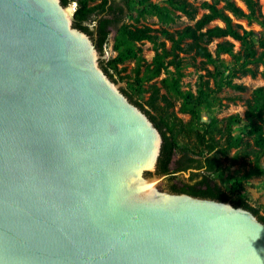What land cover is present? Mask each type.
<instances>
[{
	"label": "water",
	"instance_id": "95a60500",
	"mask_svg": "<svg viewBox=\"0 0 264 264\" xmlns=\"http://www.w3.org/2000/svg\"><path fill=\"white\" fill-rule=\"evenodd\" d=\"M75 8L0 0V264H264L251 211L159 186L162 136Z\"/></svg>",
	"mask_w": 264,
	"mask_h": 264
},
{
	"label": "trees",
	"instance_id": "16d2710c",
	"mask_svg": "<svg viewBox=\"0 0 264 264\" xmlns=\"http://www.w3.org/2000/svg\"><path fill=\"white\" fill-rule=\"evenodd\" d=\"M72 1L76 3L73 26L88 34L101 54L111 29H116L113 45L116 55L100 60L112 80L116 82L114 74L124 69H118L119 64L134 61L130 88L121 91L148 115L162 136L156 174L165 176L169 190L230 201L251 211L264 223V212L252 206L241 193L245 180L264 176V148L251 149L233 133V124L241 120L239 114L227 116L224 126L211 114L215 108L225 106L220 96L224 88L246 90L235 79L264 78V7L259 0H240L245 8L237 0H163L162 4L152 0H61V3L67 5ZM134 10L140 15L155 13L164 24L174 23L181 16L189 23L174 30L125 23V17ZM237 20H245L248 26L257 24L260 30L246 29ZM143 41L155 45L151 61L136 46ZM222 55H228L229 60ZM187 67L204 71L194 92L181 88ZM163 72L166 76L157 79ZM139 89L148 93L145 100L135 96L134 91ZM176 101L178 112L189 116L185 122L174 111ZM244 106L243 119L248 123L249 135L264 136V87L254 88ZM203 113L208 115L207 121L201 120ZM188 141H192L193 147L188 146ZM232 149H236L234 159L240 152L243 157H251L252 167L241 176H234L231 189L226 191L222 157H227ZM175 156V167L171 168ZM188 169L198 170L190 173V182L182 185L175 182L176 172Z\"/></svg>",
	"mask_w": 264,
	"mask_h": 264
},
{
	"label": "rangeland",
	"instance_id": "374dc122",
	"mask_svg": "<svg viewBox=\"0 0 264 264\" xmlns=\"http://www.w3.org/2000/svg\"><path fill=\"white\" fill-rule=\"evenodd\" d=\"M153 2L162 4L163 0H152ZM238 1V0H237ZM262 7H264V0H259ZM74 5L76 7L75 2H70L69 5ZM239 21L246 29H253L255 31H259L260 27L257 24H252L250 26L247 25L245 20H237ZM125 23L142 26L148 25L152 28L158 29H168L174 30L176 28H180L183 25L189 23L188 20L181 16L179 18H175L174 23L164 24L161 23L156 16L155 13L144 14L140 15L133 11V13L128 14L124 20ZM219 23V22H213ZM211 24V25H212ZM115 35L116 29H111L107 42L104 45V54L100 53L101 59L108 60L116 55V51L113 50V45L115 42ZM236 49L238 48V43H235ZM137 48L140 49L142 56L147 60L151 61L155 54V45L151 42L143 41L136 44ZM211 49H214V44L210 45ZM222 57L228 61V55H222ZM135 63L133 60L126 61L123 64L118 65V69L124 68L120 71L119 74H114V77L117 79L116 83L118 84L119 88L129 89L130 88V81L132 80L129 75L132 73V68L134 67ZM171 69V68H170ZM185 76L182 78L181 81V88L183 90H190L192 92L195 91L196 82L198 81L199 77L204 73L202 70L195 69L194 67H187L185 70ZM120 76H124L123 79ZM166 73H162L159 78L165 77ZM235 82L241 83L246 87V90L243 92H239L230 88H224L220 93V96L224 99L222 100L225 103V106L220 108H215L211 114H213L218 122L219 125L224 126L225 121L224 119L231 115V114H239L241 120L238 123H234L232 126L233 133L236 136H240L243 141L248 143L249 148L251 149H259L260 147L264 148V136L261 137H254L250 136L248 133L249 127L248 123L244 117V101L246 98L249 97L251 91L258 87H264V78L257 76L256 78H251L250 76H242L240 78L235 79ZM146 87V85H145ZM135 96L139 100H145L148 96V93L144 92L142 89L134 91ZM232 97L233 100L229 101L226 98ZM172 100H175L174 97H171ZM179 101H176L174 111L176 112L177 116L182 119V121H187L189 116L187 114H183L178 112ZM202 121L208 120V115L203 113L201 116ZM188 146L193 147L192 141H188ZM236 149H232L227 157H222V168L224 171V185L226 191L231 189V181L234 176H241L244 172L248 171L252 167V159L251 157H243L242 152L238 154L236 159L233 158ZM177 156L174 158L176 159ZM184 180L183 176H179L175 181L179 182ZM159 186L162 189H167L168 182L165 178L159 183ZM241 193L248 199L249 203L252 206L259 207L261 212H264V176H254L242 183Z\"/></svg>",
	"mask_w": 264,
	"mask_h": 264
},
{
	"label": "flooded vegetation",
	"instance_id": "af4514ba",
	"mask_svg": "<svg viewBox=\"0 0 264 264\" xmlns=\"http://www.w3.org/2000/svg\"><path fill=\"white\" fill-rule=\"evenodd\" d=\"M148 116V115H147ZM151 120V119H150ZM176 159H177V157H176ZM176 159L173 157L172 158V160H171V168H174L175 167V162H176ZM158 161V160H157ZM156 168H157V164H156ZM196 171H198L197 169H188V170H186V171H177L176 172V174H178V176H177V178L179 177V176H183L184 177V180H182V181H179L178 183H180L181 185H182V183H184V182H190L189 181V176H190V173L191 172H196ZM181 172V173H180ZM164 176V175H163ZM164 178H165V176H164ZM176 178V179H177ZM175 179V180H176ZM176 182V181H175ZM167 190H169V188L167 187ZM170 191V190H169Z\"/></svg>",
	"mask_w": 264,
	"mask_h": 264
},
{
	"label": "bare ground",
	"instance_id": "6f19581e",
	"mask_svg": "<svg viewBox=\"0 0 264 264\" xmlns=\"http://www.w3.org/2000/svg\"><path fill=\"white\" fill-rule=\"evenodd\" d=\"M237 2L239 5H241L243 7V3L240 0H238Z\"/></svg>",
	"mask_w": 264,
	"mask_h": 264
}]
</instances>
